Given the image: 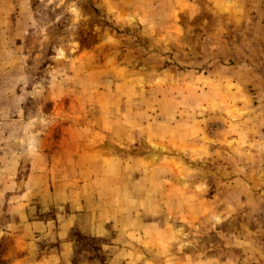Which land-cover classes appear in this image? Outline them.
Returning <instances> with one entry per match:
<instances>
[{
  "label": "rangeland",
  "instance_id": "1",
  "mask_svg": "<svg viewBox=\"0 0 264 264\" xmlns=\"http://www.w3.org/2000/svg\"><path fill=\"white\" fill-rule=\"evenodd\" d=\"M0 264H264V0H0Z\"/></svg>",
  "mask_w": 264,
  "mask_h": 264
},
{
  "label": "crops",
  "instance_id": "2",
  "mask_svg": "<svg viewBox=\"0 0 264 264\" xmlns=\"http://www.w3.org/2000/svg\"><path fill=\"white\" fill-rule=\"evenodd\" d=\"M83 215H84V217H86V208H85V210L83 212Z\"/></svg>",
  "mask_w": 264,
  "mask_h": 264
}]
</instances>
